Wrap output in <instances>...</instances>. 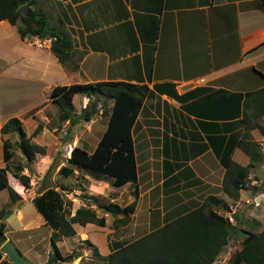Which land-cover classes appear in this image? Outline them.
I'll return each mask as SVG.
<instances>
[{
	"label": "crops",
	"instance_id": "obj_1",
	"mask_svg": "<svg viewBox=\"0 0 264 264\" xmlns=\"http://www.w3.org/2000/svg\"><path fill=\"white\" fill-rule=\"evenodd\" d=\"M46 4L51 10L46 13L49 22L70 36L81 57L76 69H67L51 54L48 43L36 37L21 39L13 25L0 20V126L16 117L30 141L45 149V154L35 153L26 161L16 146L17 134L0 133V167L6 166L7 183L21 196L10 202L7 195V208L0 206L9 210L3 219L4 241L32 264H106L109 252L198 207L207 196L222 200L214 210L230 223L246 231L263 229L264 158L249 169L236 199L221 188L228 158L240 166L249 162L237 146L243 133L264 156L262 135L256 128L245 131L241 120L244 94L264 87L260 1L34 0L37 7ZM109 80L147 87L130 128L136 168L133 185L113 187L109 178L94 179L75 166L59 179L57 169L69 166L72 147L88 153L94 149L111 101L105 108L104 100L96 99L95 112L80 119L81 110L93 98L81 94L75 103L77 93L73 94L77 119L70 125L57 120L58 108L48 93L54 86ZM37 123L41 129L32 134ZM64 129L67 135L60 141ZM4 139L13 153L6 162ZM20 167V173L29 176L26 189L11 175ZM133 186L136 198L131 213L111 216L96 207L97 202L125 206L133 200ZM48 187L59 191L69 216L76 208L89 206L104 218L103 226L72 223L73 235L55 237L61 256L74 255L68 261L50 259L52 229L31 201ZM124 217L127 221L121 225L118 219ZM227 244L211 264L217 259L228 264L234 251L224 252ZM8 261L0 250V264Z\"/></svg>",
	"mask_w": 264,
	"mask_h": 264
},
{
	"label": "trees",
	"instance_id": "obj_2",
	"mask_svg": "<svg viewBox=\"0 0 264 264\" xmlns=\"http://www.w3.org/2000/svg\"><path fill=\"white\" fill-rule=\"evenodd\" d=\"M264 14V0H259ZM26 3L27 12L23 15L18 7ZM35 7L34 0H0V20L7 21L16 29L19 38L36 37L43 39L50 37L48 46L51 54L59 64L67 69L74 70L81 54L72 48L70 36L61 29H56L41 14L40 8ZM75 93L92 97L81 110L77 118L88 119L95 112L96 99L110 100L111 107L104 131L98 139L94 149L88 153L79 146H74L69 152L67 163L60 165L57 173L67 176L72 172V166L84 170L90 177L99 179L109 178L113 187H120L125 183H134L136 177L135 161L133 156L130 128L139 110L143 98L147 94L144 84L130 83L120 80L95 81L88 83H73L54 86L48 93V98L58 108L57 120H67L70 125L76 122L73 117L72 95ZM264 116V87L244 94L242 102V123L245 131L256 128L264 140V126L259 123ZM37 123L33 133L40 131ZM15 132L16 146L25 158L30 161L35 153L45 154L43 146L30 141L16 117L7 118L0 126V133ZM237 146L248 156L249 162L240 166L231 159L224 163V173L221 181L223 192L232 199L238 197V190L245 186L249 169L264 158L259 146L243 138ZM13 155L11 143L2 141V158L6 162ZM49 167L45 171L48 173ZM21 167L12 177L19 181L24 189L28 187L29 176L20 173ZM44 176V175H43ZM6 189L10 202L21 199L11 187L6 178V166L0 167V190ZM133 200L125 206L119 207L112 202H97L96 207L104 213L115 216L121 212L126 215L132 212L135 187L131 190ZM36 211L52 232L49 236L50 259L68 261L74 255L61 256L55 244L58 235L70 236L74 234L72 223L83 225L93 223L103 226V216L97 217L89 206H80L69 216L63 208V198L59 191L53 188H44L39 194L31 198ZM222 204V200L215 196H207L201 204L168 221L149 233L109 252L105 257L106 264H211L220 250L234 236L240 237L239 248L228 259V264H264V228L258 232L246 231L218 214L215 206ZM9 210L0 209V245L4 242V217ZM127 217L118 219L123 225ZM7 264H12L8 261Z\"/></svg>",
	"mask_w": 264,
	"mask_h": 264
},
{
	"label": "rangeland",
	"instance_id": "obj_3",
	"mask_svg": "<svg viewBox=\"0 0 264 264\" xmlns=\"http://www.w3.org/2000/svg\"><path fill=\"white\" fill-rule=\"evenodd\" d=\"M47 5V4H46ZM38 8H40V10H41V14H44V16L43 17H45L48 21H49V19H48V16L46 15V13L48 14V13H50L51 14V10H50V6H43V7H37V6H35L33 9H35V10H38ZM10 26V25H9ZM11 27V29H14V27H12V26H10ZM15 37H17V35H16V33H15ZM12 38H14L13 36H11V39ZM17 40H18V38H16ZM81 94L80 93H77L76 94V98H75V103L77 102V97H79ZM90 101V100H89ZM110 102V101H109ZM109 102H107V100H104V107L105 106H107L108 104H109ZM106 108V107H105ZM2 114H4V112H3V109H2ZM81 114V113H80ZM259 123L260 124H262L263 126H264V120L263 119H261V120H259ZM65 133H66V135H67V132H66V130L64 129L63 130V134H61V136H60V138H59V140L60 141H62V137L63 136H65ZM88 136H89V134H88ZM99 136V135H98ZM263 146H264V144H263ZM54 164L53 165H51L50 166V168H49V171H48V174L49 173H51V171L54 169ZM9 177H11L10 176V173H9ZM33 178H34V176H32ZM58 177H59V179H62L63 177L62 176H60V175H58ZM31 185V184H30ZM125 187H127V186H125ZM7 199V193H6V191L5 190H3L1 193H0V206H3L4 208H7V206H8V204L7 205H5L6 203H4L5 202V200ZM11 225V227H13V225L12 224H10ZM14 228V227H13ZM9 236H11V237H13V234H9ZM239 247V240H236V239H234L233 237L232 238H230V240H229V242H228V244H227V246L224 248V252H227L228 254H231L233 251H235V249H237ZM60 251L62 252V253H66V251H64V249H63V247L61 246L60 247ZM220 261H221V259H217L216 260V262H215V264H220ZM31 263V262H30Z\"/></svg>",
	"mask_w": 264,
	"mask_h": 264
},
{
	"label": "water",
	"instance_id": "obj_4",
	"mask_svg": "<svg viewBox=\"0 0 264 264\" xmlns=\"http://www.w3.org/2000/svg\"><path fill=\"white\" fill-rule=\"evenodd\" d=\"M27 8L28 5L24 3L18 7V11L25 15L27 12ZM0 250L5 254L7 259L12 264H32L28 260H26L9 241H4L0 245Z\"/></svg>",
	"mask_w": 264,
	"mask_h": 264
},
{
	"label": "built area",
	"instance_id": "obj_5",
	"mask_svg": "<svg viewBox=\"0 0 264 264\" xmlns=\"http://www.w3.org/2000/svg\"><path fill=\"white\" fill-rule=\"evenodd\" d=\"M42 40V42H44V43H50V40H51V38L50 37H46V38H43V39H41Z\"/></svg>",
	"mask_w": 264,
	"mask_h": 264
}]
</instances>
